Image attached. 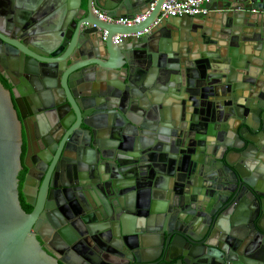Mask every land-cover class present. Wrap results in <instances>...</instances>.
<instances>
[{
	"label": "water",
	"instance_id": "95a60500",
	"mask_svg": "<svg viewBox=\"0 0 264 264\" xmlns=\"http://www.w3.org/2000/svg\"><path fill=\"white\" fill-rule=\"evenodd\" d=\"M163 1L0 0V264H98L92 246L130 258L103 264H264V0L152 25ZM152 3L133 26L93 13ZM17 91L39 130H65L31 189L27 167L31 213ZM53 231L60 259L37 238Z\"/></svg>",
	"mask_w": 264,
	"mask_h": 264
},
{
	"label": "flooded vegetation",
	"instance_id": "af4514ba",
	"mask_svg": "<svg viewBox=\"0 0 264 264\" xmlns=\"http://www.w3.org/2000/svg\"><path fill=\"white\" fill-rule=\"evenodd\" d=\"M1 65V64H0ZM0 81L3 84V86L6 89H11V85L9 83V81L4 77L3 74H0ZM16 98L12 96V101H13V106L14 109L17 111L18 114V118L21 122L24 123L25 125V130L22 129V145H21V155H20V160H21V165L22 168L19 171L18 174V192H19V201L20 204L23 208V210L26 213H31L33 210V207H31L30 205H28L25 201L24 195H23V188L25 186V180L27 179V174H28V168H31V171L33 172V177H32V181H34L33 185L27 184L26 188L27 189H31L32 187L34 188L36 185V179L34 178L35 175H39V172H37L35 170L36 166L38 165V153L39 151L44 147V144H52L54 146H56V148H58L57 142L61 141L62 137H64L65 135V130L60 127V125L58 124V122L56 120H54V122L56 123L55 127L53 128V130L50 128L48 123H44L42 125V130H39L33 122V114L36 111V109L32 106L29 105V108H27V100L23 97L22 93L17 91L16 92ZM30 104V103H29ZM18 106L21 108L22 113L25 115L24 119L20 118V114H19V110H18ZM54 117H51V120L53 121ZM145 173L147 174L148 177H152L154 176V172L152 170H148L145 168ZM75 193H78L75 191ZM202 197V196H201ZM86 204L87 207V212H89L88 214V219L89 221H93L95 222L94 218L95 215L91 212V208ZM61 211V210H60ZM62 212V211H61ZM109 213L111 214H106L105 217H107V220L104 221V223H110V219L112 217V219L115 217V215H113V210L111 208H109L108 210ZM91 219V220H90ZM140 223V222H139ZM75 224V223H74ZM68 225V223H67ZM91 226H96V223L91 224ZM75 227H77L79 230H81V227L78 223L75 224ZM76 228V229H77ZM77 229V230H78ZM78 230V232H79ZM54 231L52 232V234L47 237V241H43L41 238L37 237L41 246L47 251L48 254H50L51 256L55 257L56 259H60L63 256L58 252V250H60V245H58L56 243V240L54 239ZM46 237V236H45ZM89 240H86L83 244L89 243ZM100 246L108 249V246L106 245L105 242H101ZM92 249V251L95 253V255H97L98 258H100V261L98 262V264H103L104 260L105 261H111L114 259L117 260H123L124 263H128V261L130 260L129 255H124L122 256V258H117L112 256L107 250V252H102L101 250L98 249V247H90ZM93 258V257H92ZM61 264V263H60Z\"/></svg>",
	"mask_w": 264,
	"mask_h": 264
},
{
	"label": "built area",
	"instance_id": "2783aa9c",
	"mask_svg": "<svg viewBox=\"0 0 264 264\" xmlns=\"http://www.w3.org/2000/svg\"><path fill=\"white\" fill-rule=\"evenodd\" d=\"M212 0H164L161 9L160 15L154 21L152 25H155L161 17L163 18H176L182 16H204L208 13V9L206 5H208ZM155 3H152L149 9L145 13L137 14L133 17H107L106 14L101 13L97 10H93V13L96 17L107 23L120 24L124 26H133L136 24H140L143 20L147 18L150 12L154 9ZM150 27L144 28L142 31L135 33V36H140L142 34L148 33ZM104 36L107 34L106 31L103 32ZM127 35L116 34L113 37V42L118 43L121 37H126Z\"/></svg>",
	"mask_w": 264,
	"mask_h": 264
},
{
	"label": "crops",
	"instance_id": "0c3cea01",
	"mask_svg": "<svg viewBox=\"0 0 264 264\" xmlns=\"http://www.w3.org/2000/svg\"><path fill=\"white\" fill-rule=\"evenodd\" d=\"M214 1H216V0H214ZM223 3H222V1H218V5H222ZM197 18H203L202 16H197Z\"/></svg>",
	"mask_w": 264,
	"mask_h": 264
}]
</instances>
